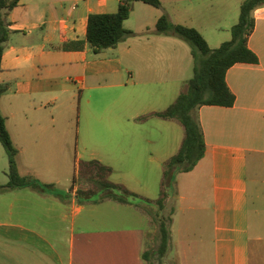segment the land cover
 <instances>
[{
	"label": "crops",
	"instance_id": "crops-1",
	"mask_svg": "<svg viewBox=\"0 0 264 264\" xmlns=\"http://www.w3.org/2000/svg\"><path fill=\"white\" fill-rule=\"evenodd\" d=\"M119 1L20 0L7 15L0 114L17 150L19 174L45 189L0 193V264H145L146 207L81 199L76 185L64 193L67 147H117L114 162H87L108 166V182L149 200L146 183L128 165L135 150L146 147L152 163L155 143L178 153L181 146L170 138L178 127L158 118L166 134L157 140L135 137L133 128L174 103L194 69L190 46L156 34V22L167 15L216 49L231 39L244 0H159L160 9L129 0L132 11L123 26L132 36L116 48L99 54L88 47L55 50L83 40L88 17L116 13ZM253 19L247 45L258 62L236 64L225 75L234 104L195 111L204 155L175 178L178 264H264V7Z\"/></svg>",
	"mask_w": 264,
	"mask_h": 264
},
{
	"label": "trees",
	"instance_id": "trees-1",
	"mask_svg": "<svg viewBox=\"0 0 264 264\" xmlns=\"http://www.w3.org/2000/svg\"><path fill=\"white\" fill-rule=\"evenodd\" d=\"M136 1L156 9L161 8L159 0ZM19 2L20 0H0V64L9 37L7 15ZM262 7H264V0H244L239 7L238 21L231 28V39L216 49H210L197 30L174 25L167 15H162L157 20L155 33L165 36L172 35L186 42L191 48V55L194 60L193 76L183 86V91L174 103L166 110L152 114V116L162 120H176L184 129V139L179 152L165 163L163 185L166 181L172 182L179 173L190 172L204 155L203 136L194 115L196 109L201 106L231 107L235 102V98L227 87L226 72L236 64H257V56L248 48L247 41L254 30L253 12ZM131 11L132 1L120 0L116 13L90 15L87 21L85 38L57 46L55 50L80 51L88 47L94 54H99L104 50L116 48L120 42L132 36V32L126 30L123 26ZM5 92L6 87L0 85V98ZM5 122L6 119L0 114V144L4 149L8 163L7 172L5 173L8 182L0 186V193L22 188L43 191L45 185L30 176L19 174L17 150L12 144ZM189 154L194 157L191 161L187 159ZM83 167L84 169L96 170L90 181L95 187L100 188V199H111L122 204H139L144 207L155 205L158 207L159 212L164 209L165 193L156 201L142 199L125 190L122 186L108 182L106 178L111 174V169L102 166L100 163L96 161L84 162ZM99 172H102V177L97 175ZM87 180L89 182V179ZM74 185H76V179L72 187ZM85 192L82 193L77 190L78 197L81 198L84 194L83 199H86L96 193ZM158 224V248L156 251L144 249L142 259L145 264L161 263L169 251L170 233L168 225L160 217Z\"/></svg>",
	"mask_w": 264,
	"mask_h": 264
},
{
	"label": "rangeland",
	"instance_id": "rangeland-1",
	"mask_svg": "<svg viewBox=\"0 0 264 264\" xmlns=\"http://www.w3.org/2000/svg\"><path fill=\"white\" fill-rule=\"evenodd\" d=\"M192 76H193V72L190 73L188 78L191 79ZM157 108H162L160 110H164V107L162 106ZM133 112L135 113L136 110H134ZM161 121L162 120L158 118H152L150 120L141 121L139 124H137L138 126L133 128L134 136L140 137V136L152 134V138L156 140L158 138L164 137L166 132L164 130L159 129V125L160 123H162ZM172 121H173L172 123H174L172 125L178 127V134L174 135L176 134V132L172 133V131H170L171 137L170 136L169 137L172 138L174 136L175 142H178L177 146L179 147L182 146L183 143L184 129L178 121L176 120H172ZM167 133L169 134V131ZM111 135L114 136L113 134ZM178 138L179 141H176L178 140ZM146 148L148 149L147 151L135 150L134 156L136 160L130 163L128 167L132 170L134 174L138 175L144 183H146L145 188L148 191H146L145 194L147 196L146 197L147 199L151 201H156L161 197L163 193L166 194V198L164 201V209L161 212H159L158 207L155 205L154 206L149 205V207H146L145 209V213L148 218V225H147L148 227L146 228L147 232H146V240H145V249L156 251L158 248V243H159L158 219L160 217V219L165 220L168 225V231L170 233V247L168 253L166 254L165 258L162 260V262L156 264H178V260L176 258V247H175L177 238L175 237V233L179 221L181 219V215L178 214V212L174 213L177 204H175V201L172 198L175 193L176 176L172 182L169 183L168 181H166L165 185H163L162 182H163V173L165 170V164L162 163L160 164V161L163 158H166L167 156L173 153L177 154V149H176L177 147L168 146V145L166 146L158 143L152 144V163L148 161L149 147ZM67 153H68L67 157L69 161V176H68L69 183H67L64 188H61L62 191L64 193H67L68 190L72 188L73 182L76 179V186L78 190H80V192L82 193H84L85 191H89L92 193L96 192L91 197L93 200H99L101 197L99 191L100 188L95 187L90 181V179L93 178L92 175L94 172H96V170L84 169L83 163L91 159H95L97 161H99V159H103L106 163L114 162L115 160H117V156L118 157L120 156L117 147L113 145H93V146L82 147L80 145H76L72 143L67 147ZM193 158L194 157L191 154H189L187 157L189 161L193 160ZM76 162H77L76 164L77 167H75ZM7 167H8L7 157L2 145L0 144V186L5 185L8 182V179L5 174L7 172ZM75 168H77L76 172H75ZM97 175H101V177L103 176L102 172L97 173ZM107 178L106 180H108ZM87 179H89V182ZM62 181L64 182V179ZM82 196L81 198L83 199L85 196L84 194Z\"/></svg>",
	"mask_w": 264,
	"mask_h": 264
}]
</instances>
